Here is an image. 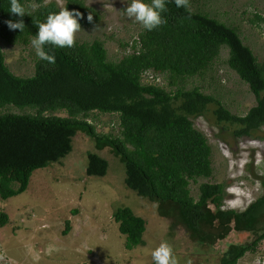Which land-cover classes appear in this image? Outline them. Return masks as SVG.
Masks as SVG:
<instances>
[{
    "label": "trees",
    "instance_id": "16d2710c",
    "mask_svg": "<svg viewBox=\"0 0 264 264\" xmlns=\"http://www.w3.org/2000/svg\"><path fill=\"white\" fill-rule=\"evenodd\" d=\"M45 1L19 0L26 13L21 32L9 29L6 22L20 17L9 13L10 0H0V38L11 45H27L38 33V24L61 8L55 1ZM30 3L36 4L32 10ZM190 4L185 10L176 7L174 0H165L167 11L161 15L167 22L152 31L142 27L133 42L121 44L123 52L116 60L109 58L99 38L76 41L71 48L46 44L56 63L38 58L32 74L20 75L9 68L0 48L1 200L23 193L35 169L61 161L71 151L73 137L81 132L102 153H87L88 176L106 174L108 152L122 163L128 188L146 199L172 204L193 232L215 234L217 244L228 235L250 239L243 247L230 243L220 264H237L256 250L264 239V228H256L264 220V180L262 194L240 211L219 207L223 184H201L198 199L190 195L189 184L210 172L212 148L192 120L205 115L209 105L215 106V124L232 129L235 137L251 138L264 129V57L259 59L244 43L237 27L193 9L192 0ZM63 6L82 14L81 27L101 19L99 10L84 0H64ZM257 19L264 21V17ZM223 47L228 67L255 96V104L242 115L231 112L202 86H186L191 77L211 69ZM158 76L164 82H156ZM8 105L36 112H10ZM57 111L66 116L54 114ZM94 111L116 113L118 131L98 132L88 120ZM112 218L125 237L126 248L145 243L146 218L126 206L117 207ZM7 223V213L0 210V227ZM69 228L67 223L62 234Z\"/></svg>",
    "mask_w": 264,
    "mask_h": 264
},
{
    "label": "rangeland",
    "instance_id": "374dc122",
    "mask_svg": "<svg viewBox=\"0 0 264 264\" xmlns=\"http://www.w3.org/2000/svg\"><path fill=\"white\" fill-rule=\"evenodd\" d=\"M49 1H55L60 7L64 5V0L45 2ZM84 1L99 10L101 19L81 27L75 34L76 41L99 38L109 58L118 59L123 52L121 44L133 42L142 29L141 24L124 13L131 0ZM32 5L36 6L30 3L29 10L34 8ZM192 8L237 27L244 43L259 59L264 57V21L257 19L264 17V0H192ZM31 40L27 45H11L0 38L6 63L15 74L33 73L38 57ZM227 54L223 47L211 69L201 76L191 77L186 86H202L231 112L242 115L255 104V96L228 67ZM149 74L151 78L153 74ZM155 81L161 83L164 79L158 76ZM6 107L10 112H36L29 108L18 110L23 108L13 105ZM214 109V105H209L205 115L192 118L194 126L207 137L212 155L209 174L190 182V195L198 199L203 183L223 184L219 207L240 211L263 192L264 138L260 137L264 136V129L251 138L235 137L232 129L215 124ZM54 114L66 116L64 111ZM88 120L98 132L118 131L116 113L94 111ZM94 147L93 139L78 132L68 155L59 162L35 169L23 193L6 201L0 199V210L9 217V223L0 227V254L5 257L4 264H154L151 252L165 240L172 245L179 264H186L188 259L193 264H220L230 243L243 247L250 242L243 234H227V238L217 244L213 242L215 234L193 232L172 204L146 199L128 188L122 163L108 152H105L109 164L106 174L88 176L87 153H101ZM122 206L147 220L143 232L145 243L131 249L124 246L125 237L112 218L113 211ZM261 210L264 211V207ZM67 223L70 228L63 235ZM256 228L263 229L264 220ZM256 257L255 253L247 252L237 264H252Z\"/></svg>",
    "mask_w": 264,
    "mask_h": 264
},
{
    "label": "clouds",
    "instance_id": "9594fccd",
    "mask_svg": "<svg viewBox=\"0 0 264 264\" xmlns=\"http://www.w3.org/2000/svg\"><path fill=\"white\" fill-rule=\"evenodd\" d=\"M176 7L190 9V0H174ZM35 7V5H32ZM167 11L165 0H151L150 4H146L143 0H131L124 13L129 19H134L135 22L142 25L148 31H152L160 25L166 23V19L162 17V13ZM9 13L20 17L13 21L9 20L6 23L10 30L23 31L25 24L23 17L26 15L24 6L19 0H10ZM82 14L79 11H70L67 7L62 6L59 12H50L46 20L38 24V33L32 38L31 46L35 51L36 56L46 61L50 65L56 63V57L50 51L45 50V45L50 44L60 48H71L75 46V34L81 30L79 20L82 19ZM87 20H93L92 15H88ZM235 206V205H233ZM243 210V209H242ZM154 264H179L174 256L173 247L167 241H162L152 252ZM3 254H0V260H4ZM186 264H193L191 259L186 261ZM252 264H264V261L257 256Z\"/></svg>",
    "mask_w": 264,
    "mask_h": 264
},
{
    "label": "built area",
    "instance_id": "2783aa9c",
    "mask_svg": "<svg viewBox=\"0 0 264 264\" xmlns=\"http://www.w3.org/2000/svg\"><path fill=\"white\" fill-rule=\"evenodd\" d=\"M252 253H255L256 256H259L261 260L264 261V239L258 243L256 250ZM4 263H6L5 259L0 260V264H4Z\"/></svg>",
    "mask_w": 264,
    "mask_h": 264
}]
</instances>
